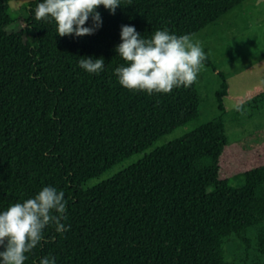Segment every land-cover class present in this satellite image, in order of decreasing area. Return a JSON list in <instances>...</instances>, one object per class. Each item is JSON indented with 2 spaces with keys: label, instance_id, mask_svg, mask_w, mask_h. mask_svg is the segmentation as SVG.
I'll return each instance as SVG.
<instances>
[{
  "label": "trees",
  "instance_id": "1",
  "mask_svg": "<svg viewBox=\"0 0 264 264\" xmlns=\"http://www.w3.org/2000/svg\"><path fill=\"white\" fill-rule=\"evenodd\" d=\"M10 1L0 0V209L50 185L64 192L69 226L63 234L46 227L23 264L45 255L56 264H231L235 243L234 264H264V127L228 140L222 72L217 118L82 190L198 117L195 81L152 94L117 83L120 25L145 37L163 27L193 36L246 0H121L114 13L97 6L101 26L81 37L35 19L38 0L17 14ZM89 55L104 59L101 72L78 66ZM203 65L217 70L207 57ZM236 104L237 120L259 110L264 88Z\"/></svg>",
  "mask_w": 264,
  "mask_h": 264
},
{
  "label": "clouds",
  "instance_id": "2",
  "mask_svg": "<svg viewBox=\"0 0 264 264\" xmlns=\"http://www.w3.org/2000/svg\"><path fill=\"white\" fill-rule=\"evenodd\" d=\"M97 6L114 13L121 0H38L33 10L37 20L55 25V34L81 37L93 34L102 23ZM86 21L89 23L86 25ZM114 52L123 63L112 69L117 83L147 94L168 93L174 87H189L198 78L206 52L190 34L176 35L166 27L145 37L130 24L119 28V43ZM78 66L87 73L104 69L102 57L80 56ZM63 190L44 185L34 195L0 209V264H23L26 253L44 238V229L52 226L63 234L66 219ZM38 264H56L55 256L45 255Z\"/></svg>",
  "mask_w": 264,
  "mask_h": 264
},
{
  "label": "rangeland",
  "instance_id": "3",
  "mask_svg": "<svg viewBox=\"0 0 264 264\" xmlns=\"http://www.w3.org/2000/svg\"><path fill=\"white\" fill-rule=\"evenodd\" d=\"M28 1L30 0L10 1V13H19L22 5ZM191 38L201 43L206 57L217 68L214 72L203 65L198 73L195 81L199 98L198 117L188 126L179 127L162 136L143 152L119 162L97 178L87 181L82 190L86 191L117 176L153 150L217 118L220 111L216 92L221 83L217 72H222L228 83V96L224 98L227 112L224 115V124L228 140L238 141L264 127V104L257 111L246 109L238 120L234 115L236 98L244 96L257 87L264 88V0H246L236 5L213 25L199 31ZM226 255V261L234 264L232 259L241 255L240 244L228 246Z\"/></svg>",
  "mask_w": 264,
  "mask_h": 264
}]
</instances>
